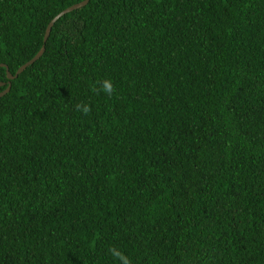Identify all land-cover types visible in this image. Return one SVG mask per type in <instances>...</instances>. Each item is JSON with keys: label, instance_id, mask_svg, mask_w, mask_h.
Wrapping results in <instances>:
<instances>
[{"label": "trees", "instance_id": "obj_1", "mask_svg": "<svg viewBox=\"0 0 264 264\" xmlns=\"http://www.w3.org/2000/svg\"><path fill=\"white\" fill-rule=\"evenodd\" d=\"M81 1L0 0V63ZM10 84L0 264H264V0H88Z\"/></svg>", "mask_w": 264, "mask_h": 264}, {"label": "water", "instance_id": "obj_2", "mask_svg": "<svg viewBox=\"0 0 264 264\" xmlns=\"http://www.w3.org/2000/svg\"><path fill=\"white\" fill-rule=\"evenodd\" d=\"M88 2V0H83L79 3H75L67 8H65L64 10L60 11L58 14H56L50 21L49 23L47 24L46 28H45V32H44V36H43V45L42 47L39 49V51L37 52V54L32 57L29 61H27L26 63H24L23 65H21L15 72V74H11L7 68V66L4 64V63H0V66L2 67H5L6 68V74H7V78H8V82H7V86L6 88L0 92V96H2L3 94L7 93L10 89V80L11 79H14L19 73H21L28 65H30L31 63H33L44 51V43L45 41L47 40L48 36H49V33H50V30H51V27L53 26V24L56 22V20H58L62 15H64L65 13L67 12H70L74 9H76L77 7H80L84 4H86ZM1 85H5L4 82H0V86Z\"/></svg>", "mask_w": 264, "mask_h": 264}, {"label": "clouds", "instance_id": "obj_3", "mask_svg": "<svg viewBox=\"0 0 264 264\" xmlns=\"http://www.w3.org/2000/svg\"><path fill=\"white\" fill-rule=\"evenodd\" d=\"M97 83H101V82H97ZM101 90L105 92V94L111 96L113 94V92L115 91L114 85L112 84V82L109 79H104L101 83ZM93 91H96V88L93 87ZM76 109L77 111L82 112L83 114L87 115L91 112V107L89 105L86 104H77L76 105ZM109 251L111 252V254L119 259L123 261V264H131V262L129 261V259L122 253L119 252L117 250L113 249H109Z\"/></svg>", "mask_w": 264, "mask_h": 264}]
</instances>
